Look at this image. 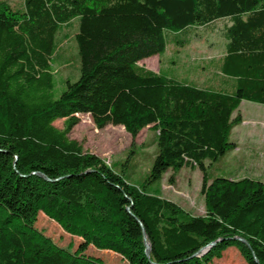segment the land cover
<instances>
[{"label": "trees", "instance_id": "obj_1", "mask_svg": "<svg viewBox=\"0 0 264 264\" xmlns=\"http://www.w3.org/2000/svg\"><path fill=\"white\" fill-rule=\"evenodd\" d=\"M222 19L230 24L216 67L235 80L232 93L138 64L163 54L168 33L187 36ZM75 22L78 77L60 86L52 65ZM242 101L264 105V0H0V264H100L85 256L89 247L127 264H213L231 248L245 264H264V184L206 173V162L237 148L229 136ZM78 115L99 130L120 126L132 140L144 128L154 133L140 184L124 175L133 143L113 168L68 138ZM182 168L201 173L204 216L150 190ZM39 213L81 242L56 245L35 227Z\"/></svg>", "mask_w": 264, "mask_h": 264}, {"label": "rangeland", "instance_id": "obj_2", "mask_svg": "<svg viewBox=\"0 0 264 264\" xmlns=\"http://www.w3.org/2000/svg\"><path fill=\"white\" fill-rule=\"evenodd\" d=\"M11 6L22 4L23 0H4ZM230 24L228 19L215 21L207 26L193 27L183 34L168 33L163 54L143 59L138 64L155 73L161 71L168 78L202 89L232 93L236 82L219 73L216 64L225 53L224 29ZM76 22L63 30L66 34L60 43L53 61V73L58 85L66 79L78 77L79 60L74 43ZM177 41H182L178 44ZM239 115L241 123L230 133L229 141L237 148L217 162H206V173L210 178L223 177L233 180L244 178L260 180L264 184V105L242 101L233 116ZM79 123L72 128L68 138L78 142L83 152L95 155L114 168L127 158L131 143L134 154L124 167V175L133 184H140L147 174L156 154L154 133L144 128L131 137L120 126H106L97 129L88 115H78ZM63 120L53 125L62 128ZM123 169L117 166L114 170ZM172 177L173 183L168 179ZM235 178V179H234ZM201 173L198 169L182 168L163 174L161 180L152 185L151 192H157L162 199L169 200L191 216L206 214L205 197L200 193ZM35 227L52 241L66 248L69 243L76 248L81 239L71 237L47 217L38 214ZM85 256L100 264H127L118 254L89 247ZM213 264H245L235 249L226 250L220 260Z\"/></svg>", "mask_w": 264, "mask_h": 264}, {"label": "water", "instance_id": "obj_3", "mask_svg": "<svg viewBox=\"0 0 264 264\" xmlns=\"http://www.w3.org/2000/svg\"><path fill=\"white\" fill-rule=\"evenodd\" d=\"M37 175L40 176V177H43V178L45 179V177H44L43 175H41V174H39V173H37ZM126 210L129 211V208H127ZM137 221H138V220H137ZM138 223H139V225H140L141 232H142L143 243H144V247H145V255L148 257L149 254H150V249H151V247H150L149 242L147 241V238H146V234H145L144 228L142 227V225H141V223H140L139 221H138ZM235 239L238 240V241H240V242L243 243L246 247L249 248L248 243H247L244 239H242V238H240V237H236ZM215 243H216V241L207 244L205 247L201 248V249L196 253V255H197V254H201V253L206 252L210 247L214 246ZM252 256H253V260H254V262L257 263V260H256L255 256H254V255H252Z\"/></svg>", "mask_w": 264, "mask_h": 264}, {"label": "crops", "instance_id": "obj_4", "mask_svg": "<svg viewBox=\"0 0 264 264\" xmlns=\"http://www.w3.org/2000/svg\"><path fill=\"white\" fill-rule=\"evenodd\" d=\"M235 179V178H234ZM256 180H258V179H256ZM260 181V180H259Z\"/></svg>", "mask_w": 264, "mask_h": 264}]
</instances>
